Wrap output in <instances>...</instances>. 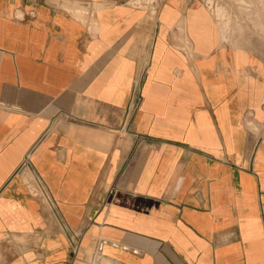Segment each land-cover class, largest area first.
<instances>
[{
    "label": "crops",
    "instance_id": "crops-1",
    "mask_svg": "<svg viewBox=\"0 0 264 264\" xmlns=\"http://www.w3.org/2000/svg\"><path fill=\"white\" fill-rule=\"evenodd\" d=\"M0 264H264V0H0Z\"/></svg>",
    "mask_w": 264,
    "mask_h": 264
}]
</instances>
